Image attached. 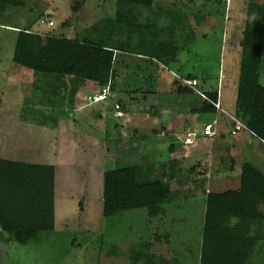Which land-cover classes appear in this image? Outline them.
Returning a JSON list of instances; mask_svg holds the SVG:
<instances>
[{
    "label": "crops",
    "instance_id": "crops-1",
    "mask_svg": "<svg viewBox=\"0 0 264 264\" xmlns=\"http://www.w3.org/2000/svg\"><path fill=\"white\" fill-rule=\"evenodd\" d=\"M171 1L188 18L197 17L195 0ZM196 1L202 3V0ZM249 1L264 4V0H218L224 5V13L228 12L229 20H244L242 13ZM235 2L237 6L233 7ZM94 23L80 25L78 22L74 24L78 26L77 30L69 26L63 29L62 24L57 33L74 38ZM14 26L5 27L19 30L17 25ZM36 30L40 34L50 31ZM190 34L194 36L192 32ZM161 45L158 44L159 51L150 55L110 45L113 58L107 82L109 93L103 100H94L105 86L94 80H81L72 93V76L37 73L29 68L30 72L15 70V76L9 82L13 88H9L8 95L0 93V252L8 247H24L41 235L50 234L59 223L63 227L66 211L76 212L75 216L85 211L84 195L87 191L91 193L88 187L92 189V182L98 177H101L102 186L95 201L100 200L104 219L103 176L107 170L135 166L142 179L155 180L159 173L161 178L176 180L181 175L191 176L194 165H200L210 173L213 171V175L219 173V167L211 168L216 162L220 164L227 159L235 164V156L240 165L249 160L238 155L242 149V152L247 149L248 137L240 130L230 135L234 130L231 117L243 124L234 111L235 102L230 109L224 107L217 87L216 101L220 108L200 110L205 102L214 106L205 92H214V88L196 87L200 82L206 85L210 78L204 77V71L180 73L178 69H168L171 79H166L163 75L166 68L185 65L178 61L186 45L183 48L178 45L171 58L170 54H164ZM185 80L195 82V85L191 86ZM184 88L186 91H180ZM38 89L44 95L39 103L48 100L55 108H40L39 111L33 108L30 113L39 115L37 119H22L6 112L26 105L30 94L38 97ZM214 121L215 135L203 136L204 126ZM188 133H194L191 144L185 143ZM107 161L114 165L96 168L98 163ZM171 192L168 205L177 211L180 209V189L173 186ZM111 224L109 227L115 234L116 224ZM27 231L32 232V236L24 243L12 236L13 232Z\"/></svg>",
    "mask_w": 264,
    "mask_h": 264
},
{
    "label": "rangeland",
    "instance_id": "rangeland-1",
    "mask_svg": "<svg viewBox=\"0 0 264 264\" xmlns=\"http://www.w3.org/2000/svg\"><path fill=\"white\" fill-rule=\"evenodd\" d=\"M8 1L16 5H7L0 16V93L6 95L9 88H13L9 82L10 78L15 76V70L22 73L30 72L29 69L15 65L12 61L16 33L13 31L15 29L5 27L6 25L9 27L17 25L19 29L31 27L30 29L37 33L39 30L36 28L50 29L48 33L42 35H58L62 24L63 29L69 26L77 30L78 26L75 27L74 24L79 22L83 25L115 16L117 8L115 0ZM172 2L156 0L150 7L136 6L137 9L132 12L135 17L133 20H127L130 24L125 28L130 30L124 33L128 36H123V45L120 38L112 40L108 38L110 44L120 48L124 46L133 52L146 55L159 51L158 44L169 46L171 39V44L179 45L180 48L185 44L186 49L180 52L178 61L185 65L179 68L177 65L169 66L163 71L165 78L171 79L168 69H178L180 73L204 71V77H209L211 81L206 82V85L204 82L197 83L196 87L203 90H211L213 87L215 91L218 87L224 107L230 109L235 102L236 112L235 95L241 50L239 40L244 20L227 19L228 12L224 13V5L218 0H202V3L195 0L196 18L191 16L188 18L185 13H180L178 5L174 6L176 4ZM235 3L236 5L232 4L233 7L237 6V2ZM204 7L207 9L210 7L211 10L206 11ZM242 14L245 15V10ZM40 18H51L54 26L40 24L38 22ZM227 28L229 30L226 35ZM191 32L194 34L193 37ZM260 74L259 82L264 86V47ZM192 84L191 86H194L195 82ZM40 91L41 89H38L37 93ZM39 94L38 97L30 94L27 96L26 105L16 106L18 108L14 107L13 111L10 109V112L8 110L6 112L22 119L34 117L37 119L39 115L30 113L33 108H37V111L40 108H55L48 100H42L43 104H40L44 95ZM55 101L60 102V99ZM239 113L242 118L248 114L243 109ZM236 133L230 131L232 136ZM240 133L248 137V145L247 149L244 152L242 149L238 155L242 154L243 159L247 157L250 163L264 173V142L252 136L246 127L240 130ZM235 159V164L227 159L220 164L216 162L211 168L219 167V173L213 175V171L210 173L200 165H194L191 176L181 175L176 180H172L171 177L161 178L157 173L155 180L160 179L168 184L170 195L173 186L180 189V209L172 210L166 203L164 214L151 218L146 215L144 209H137L103 219L100 200L95 201V195L101 193L102 186L101 177H98L93 180L92 189L88 187L91 193L87 191L84 195L85 211L78 212L77 216L74 215L76 213L74 211H66L63 227L59 223L50 234L41 235L38 240L24 247L10 249L8 247L1 250L0 264H224L226 240L203 236L205 206L202 198L206 197V189L222 191L239 188L242 165L236 156ZM112 165H114L112 162L107 161L95 166L100 169ZM261 209L264 211V204ZM110 224L112 226L116 224L115 234L111 232ZM260 229L264 233V222ZM248 264H264V240L256 242Z\"/></svg>",
    "mask_w": 264,
    "mask_h": 264
},
{
    "label": "trees",
    "instance_id": "trees-1",
    "mask_svg": "<svg viewBox=\"0 0 264 264\" xmlns=\"http://www.w3.org/2000/svg\"><path fill=\"white\" fill-rule=\"evenodd\" d=\"M153 1L116 0L114 18L100 19L74 38L42 35L30 28L19 29L15 31L12 61L37 73L72 76V93L83 79L94 80L101 86L107 85L113 58L109 39L120 38L123 45L124 33L130 30L125 26L130 24L127 20L135 17L132 12L137 9L136 6L150 7ZM11 4L15 3L0 0V16ZM171 43L170 47L161 45L164 54H170V58L178 46ZM239 45L235 113L248 131L264 141V86L259 82L264 47V4L253 1L246 3ZM117 48L124 49V46ZM183 90L185 88L180 91ZM207 95L212 102H216V91L207 92ZM214 107L205 102L200 110H214ZM240 109L248 113L245 118L240 116ZM137 171L135 166L105 171L104 219L137 209H144L149 218L164 214V204L171 201L168 184L161 180H140ZM263 204L264 173L249 161L242 163L238 189L206 193L202 233L207 238L226 240L224 264H248L256 242L264 240V233L260 229L264 222ZM12 236L24 243L32 232H13Z\"/></svg>",
    "mask_w": 264,
    "mask_h": 264
},
{
    "label": "built area",
    "instance_id": "built-area-1",
    "mask_svg": "<svg viewBox=\"0 0 264 264\" xmlns=\"http://www.w3.org/2000/svg\"><path fill=\"white\" fill-rule=\"evenodd\" d=\"M39 22L40 24L45 23L48 26H52L54 24L53 20H50L49 18H41ZM185 82L189 85H193L192 82L189 80H185ZM108 93H109V87L108 85H105L101 88L100 92L96 96H94V100H103L107 97ZM213 104L216 108H220V104L218 101L213 102ZM231 118L234 121V130H233L234 133H236L239 130H242L245 127L240 121H236L233 117ZM215 123L216 121L206 124L202 130V135L203 136H214L215 135V129H214ZM193 135L194 133L187 134V137L185 139L186 144H191L193 142V140L191 139V136Z\"/></svg>",
    "mask_w": 264,
    "mask_h": 264
}]
</instances>
